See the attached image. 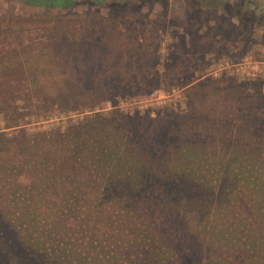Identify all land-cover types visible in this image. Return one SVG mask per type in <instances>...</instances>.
<instances>
[{
	"label": "trees",
	"instance_id": "trees-1",
	"mask_svg": "<svg viewBox=\"0 0 264 264\" xmlns=\"http://www.w3.org/2000/svg\"><path fill=\"white\" fill-rule=\"evenodd\" d=\"M97 68L85 77L94 84L108 77ZM41 78L0 71V114L14 127L0 131V264H264V121L208 124L192 105L181 119L167 106L157 118L96 111L84 96L110 91L50 90Z\"/></svg>",
	"mask_w": 264,
	"mask_h": 264
},
{
	"label": "rangeland",
	"instance_id": "rangeland-1",
	"mask_svg": "<svg viewBox=\"0 0 264 264\" xmlns=\"http://www.w3.org/2000/svg\"><path fill=\"white\" fill-rule=\"evenodd\" d=\"M239 4L240 0H124L115 6L51 9L0 0V71L36 73L50 90L68 84L78 92L110 91L108 101L103 93L84 96L88 104L99 103L96 111L157 118L167 106L181 119L192 105L208 124L227 119L238 125L260 124L264 79L230 67H264V27L256 24L253 10L240 17L234 10ZM99 65L108 77L94 84L85 77ZM46 74L59 77V82ZM67 75L84 80L67 81ZM90 113L73 111L33 122L26 118L31 123L24 126L38 130ZM17 119L11 117L12 122ZM13 129L0 114V131Z\"/></svg>",
	"mask_w": 264,
	"mask_h": 264
},
{
	"label": "flooded vegetation",
	"instance_id": "flooded-vegetation-1",
	"mask_svg": "<svg viewBox=\"0 0 264 264\" xmlns=\"http://www.w3.org/2000/svg\"><path fill=\"white\" fill-rule=\"evenodd\" d=\"M24 4H27L29 6L38 7V8H51V9H59L54 7L52 4H42L38 2H33L29 4L28 2H25L26 0H22ZM101 6H105L104 4H99ZM240 6H237L241 10H244V13H250L252 11L253 14L251 16L258 17V20L256 21V24L260 25L261 27H264V0H240ZM240 15V14H239Z\"/></svg>",
	"mask_w": 264,
	"mask_h": 264
},
{
	"label": "built area",
	"instance_id": "built-area-1",
	"mask_svg": "<svg viewBox=\"0 0 264 264\" xmlns=\"http://www.w3.org/2000/svg\"><path fill=\"white\" fill-rule=\"evenodd\" d=\"M243 63H238L232 67H230L233 72H237L238 74H247V75H252V76H260L264 79V67H260L259 65L254 66L252 69H244L245 67L242 66ZM235 67V69H234ZM242 72V73H240Z\"/></svg>",
	"mask_w": 264,
	"mask_h": 264
}]
</instances>
